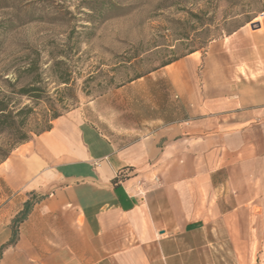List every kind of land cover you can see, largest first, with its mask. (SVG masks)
<instances>
[{
    "label": "crops",
    "instance_id": "1",
    "mask_svg": "<svg viewBox=\"0 0 264 264\" xmlns=\"http://www.w3.org/2000/svg\"><path fill=\"white\" fill-rule=\"evenodd\" d=\"M259 27L131 82L148 87L131 116L98 127L74 110L14 149L0 164V264H207L251 247L264 229Z\"/></svg>",
    "mask_w": 264,
    "mask_h": 264
},
{
    "label": "rangeland",
    "instance_id": "2",
    "mask_svg": "<svg viewBox=\"0 0 264 264\" xmlns=\"http://www.w3.org/2000/svg\"><path fill=\"white\" fill-rule=\"evenodd\" d=\"M88 1L0 0V94L12 97L38 80L49 97L67 101L62 115L88 109L100 127L101 116H131L133 96L148 94L131 82L264 23V0ZM253 238L236 256L221 246L222 260L207 264H264V229Z\"/></svg>",
    "mask_w": 264,
    "mask_h": 264
},
{
    "label": "trees",
    "instance_id": "3",
    "mask_svg": "<svg viewBox=\"0 0 264 264\" xmlns=\"http://www.w3.org/2000/svg\"><path fill=\"white\" fill-rule=\"evenodd\" d=\"M104 1L110 2L111 0H93L88 1L87 4L93 5ZM175 61H170L163 66ZM40 84V81L34 80L31 84L17 89L12 96L17 99L0 94V164L18 146L50 131L53 121L61 117L62 113L68 109L67 101L49 97ZM61 84L67 86L69 83L63 80ZM21 100L27 101L28 104L21 103ZM37 108L40 109L37 110ZM120 177L119 180H123L124 177L121 175ZM39 200L40 197L31 195L23 204L22 210L14 217L11 223L12 240L10 243L15 240L17 225L26 219L33 204Z\"/></svg>",
    "mask_w": 264,
    "mask_h": 264
},
{
    "label": "water",
    "instance_id": "4",
    "mask_svg": "<svg viewBox=\"0 0 264 264\" xmlns=\"http://www.w3.org/2000/svg\"><path fill=\"white\" fill-rule=\"evenodd\" d=\"M259 27L258 24H251V28L254 30V29H257Z\"/></svg>",
    "mask_w": 264,
    "mask_h": 264
}]
</instances>
